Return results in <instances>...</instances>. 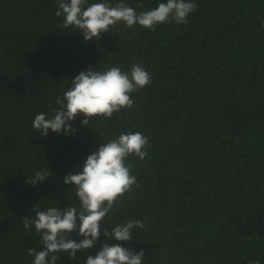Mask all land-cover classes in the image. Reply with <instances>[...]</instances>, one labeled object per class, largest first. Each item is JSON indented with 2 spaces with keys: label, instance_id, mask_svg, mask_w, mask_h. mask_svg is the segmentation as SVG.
<instances>
[{
  "label": "trees",
  "instance_id": "16d2710c",
  "mask_svg": "<svg viewBox=\"0 0 264 264\" xmlns=\"http://www.w3.org/2000/svg\"><path fill=\"white\" fill-rule=\"evenodd\" d=\"M123 2L140 13L166 0ZM194 2L187 24L119 23L85 40L61 26L56 0H0V264H33L28 249L43 245L24 217L37 203L79 207L65 176L127 132L149 138L145 159L127 158L139 187L110 211L94 247L74 260L62 251L57 264H85L105 242L143 250L142 264H264V0ZM134 63L152 83L132 94V108L84 126L78 116L75 135L33 128L80 71ZM49 169L44 181L26 182ZM137 219L144 227L131 241L103 234ZM69 238L84 237L77 228Z\"/></svg>",
  "mask_w": 264,
  "mask_h": 264
},
{
  "label": "clouds",
  "instance_id": "9594fccd",
  "mask_svg": "<svg viewBox=\"0 0 264 264\" xmlns=\"http://www.w3.org/2000/svg\"><path fill=\"white\" fill-rule=\"evenodd\" d=\"M56 15L63 18V28L78 29L84 33L85 40H99L110 27L123 23L124 27L137 24L154 31L158 24H187L188 17L196 11L194 0H166L157 7L137 13L136 9L120 0L115 6L109 0L89 4L88 0H56ZM139 7V5H138ZM152 83V75L140 63L131 65L130 70L112 66L106 71L91 66L80 71L71 79V87L63 96L56 98L57 108L52 115L41 112L35 115L33 128L40 135L47 136L49 129L65 135H75L76 129L71 121L83 116L81 125H89L97 117L111 119L122 109L134 105L132 94ZM149 138L140 132L121 133L118 137L101 143L88 155L82 170H74L64 178L65 184L76 189L79 207L70 204L64 208L48 207L41 210L37 203L32 212L35 215L24 217L25 230L33 227L41 237L42 250L28 249L34 255L33 264H57L58 255L68 252L72 260L77 258L78 250H88L95 246L102 235L105 218L118 206L125 194L139 187L132 166L127 158L133 154L143 160L147 157ZM51 175V170H40L29 175L27 183L35 185ZM72 188V189H73ZM71 189V190H72ZM71 192V191H70ZM79 221V224H78ZM144 227L142 220L112 225L111 231L103 228V234L117 241H131L134 229ZM84 237L77 241L70 234L77 231ZM145 253L117 243L105 242L95 255H89L85 264H142ZM253 264H259L258 261Z\"/></svg>",
  "mask_w": 264,
  "mask_h": 264
}]
</instances>
